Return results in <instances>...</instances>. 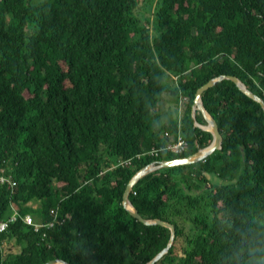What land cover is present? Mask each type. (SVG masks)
Returning a JSON list of instances; mask_svg holds the SVG:
<instances>
[{
  "label": "trees",
  "instance_id": "1",
  "mask_svg": "<svg viewBox=\"0 0 264 264\" xmlns=\"http://www.w3.org/2000/svg\"><path fill=\"white\" fill-rule=\"evenodd\" d=\"M220 76L264 101V0H0V170L14 183L0 184V220L53 224L17 219L0 264H148L170 232L132 219L124 191L209 146L191 114ZM181 101L179 117L164 110ZM201 101L221 150L145 177L129 202L174 228L156 264H264V111L230 80ZM178 135L182 155L136 160Z\"/></svg>",
  "mask_w": 264,
  "mask_h": 264
},
{
  "label": "water",
  "instance_id": "2",
  "mask_svg": "<svg viewBox=\"0 0 264 264\" xmlns=\"http://www.w3.org/2000/svg\"><path fill=\"white\" fill-rule=\"evenodd\" d=\"M224 80H230L234 82V84L239 88V90L258 103L262 110L264 111V101L259 98L258 96L251 93L249 90H247L245 84H243L240 79H238L235 76H220L218 79L212 80L207 85H205L203 88H201L197 94L195 95V100L192 108V114L191 118L194 123V127L210 134L212 136V141L207 146V148L198 151L196 154L192 155L189 158L185 159H179L171 162H163L159 164H152L150 166H147L137 172L129 181L128 185L126 186V189L123 194L122 198V207L123 209L128 213V215L137 221L138 223L142 224L145 227H160L168 230L170 232V239L168 241L167 247L161 251L158 255H156L148 264H156L158 263L165 255H167L168 251L171 249L174 239H175V231L172 225L168 223L161 222L159 220H144L141 218L138 214V212L132 207V205L129 202V196L132 193L133 188L145 177L156 173L161 170L166 169H173V168H180V167H188L192 165H196L199 163H202L205 161L207 157L212 155L215 151H219L222 148V137L219 132L218 126L213 118H211L206 111L203 108L201 97L204 93L209 91L210 89H213L218 85V83L224 81ZM199 113L201 115V118L205 122V126H200L196 122V114ZM45 264H68L62 260L55 259L46 262Z\"/></svg>",
  "mask_w": 264,
  "mask_h": 264
},
{
  "label": "built area",
  "instance_id": "3",
  "mask_svg": "<svg viewBox=\"0 0 264 264\" xmlns=\"http://www.w3.org/2000/svg\"><path fill=\"white\" fill-rule=\"evenodd\" d=\"M186 149H187L186 141L183 139L181 135H178L176 139L168 143L165 146V148H161L158 150L152 149L149 153L142 155V156H138L136 160H140V158L144 156L158 158V156L163 152H167V153L179 156L185 153ZM131 163H132V160L125 161L123 163L120 162L118 163L117 167H130ZM0 184L1 185L7 184L10 186H14V183L12 182L11 177L6 175L3 169L0 170ZM51 213L53 214L54 212L52 211ZM17 219L22 220L27 226L33 227L34 231H37L43 227L49 228L53 226L52 223L50 224L49 223H45V224L34 223L30 215L21 217L17 211L13 210V213L9 218L5 220H0V235L4 234L8 230L9 226L13 224L14 222H16Z\"/></svg>",
  "mask_w": 264,
  "mask_h": 264
},
{
  "label": "rangeland",
  "instance_id": "4",
  "mask_svg": "<svg viewBox=\"0 0 264 264\" xmlns=\"http://www.w3.org/2000/svg\"><path fill=\"white\" fill-rule=\"evenodd\" d=\"M145 17L147 18L148 16L147 15H145ZM183 101V100H182ZM182 101L179 103V104H177V105H172L171 103H165L163 106H164V110L166 111V112H169L170 113V111L172 110V112H178V117H179V113H180V109H181V107H182ZM176 106V108H174ZM215 182H217V180L215 179ZM219 183H220V181H218ZM217 182V183H218ZM7 247V248H6ZM4 249H6L7 250V253H13V254H17V252H19V248L17 249V250H15L14 249V247L13 246H11V245H6L5 247H4Z\"/></svg>",
  "mask_w": 264,
  "mask_h": 264
},
{
  "label": "bare ground",
  "instance_id": "5",
  "mask_svg": "<svg viewBox=\"0 0 264 264\" xmlns=\"http://www.w3.org/2000/svg\"><path fill=\"white\" fill-rule=\"evenodd\" d=\"M239 79V78H238ZM205 123V122H204ZM9 229V228H8ZM1 236V235H0Z\"/></svg>",
  "mask_w": 264,
  "mask_h": 264
}]
</instances>
